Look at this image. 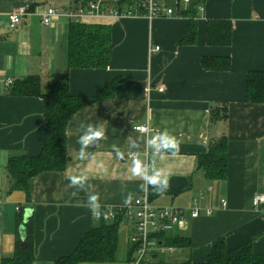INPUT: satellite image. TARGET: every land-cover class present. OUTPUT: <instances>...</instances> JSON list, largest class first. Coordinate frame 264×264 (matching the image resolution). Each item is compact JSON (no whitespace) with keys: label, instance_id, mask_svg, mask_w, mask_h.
<instances>
[{"label":"crops","instance_id":"1","mask_svg":"<svg viewBox=\"0 0 264 264\" xmlns=\"http://www.w3.org/2000/svg\"><path fill=\"white\" fill-rule=\"evenodd\" d=\"M79 1L0 0V257L13 256L23 245L27 208L33 209V264H55L100 224L85 193L73 197L74 189L67 187L68 177L78 174L91 178L106 212L124 205L123 185L135 199L148 197L159 207L185 209L184 220L159 236L162 249L151 252L143 264L201 263L220 239L228 249L250 242L256 254H264V203L253 204L254 196L264 194V103L246 99L248 73L264 71V0H170L176 7L173 16L88 18L81 23L110 27V62L72 67L73 21L65 11ZM23 4L31 5V13L10 27L8 14ZM49 6L61 11L48 26L38 13ZM157 45L161 49L150 53ZM27 77L36 78L42 91L65 79L75 96H102L71 116L66 167L33 177L29 197L21 189L10 191L8 173L12 157L38 155L46 139L44 99L23 92ZM9 78L14 81L10 88L5 84ZM219 107L227 108V118L212 120V108ZM80 121L108 123V139L88 149L83 160L76 142ZM133 125L150 130L134 131ZM165 128L179 142L175 156L164 154L156 161L170 175V187L164 193L151 187L141 191L143 181L131 174L125 139L130 134L150 137ZM223 134L228 137L227 175L211 180L198 166L199 158L208 152L210 140ZM113 143L125 150L124 158L112 151ZM141 151L142 159H151L150 150ZM195 202L202 211L192 218L188 212ZM118 233L114 261L79 264H133L138 244L134 223L124 218Z\"/></svg>","mask_w":264,"mask_h":264},{"label":"trees","instance_id":"2","mask_svg":"<svg viewBox=\"0 0 264 264\" xmlns=\"http://www.w3.org/2000/svg\"><path fill=\"white\" fill-rule=\"evenodd\" d=\"M191 10L183 11L186 15ZM219 35L218 37H223ZM190 38L189 41H192ZM111 29L100 24L73 22L70 37L69 65L74 67H106L112 52ZM223 67V66H222ZM23 92L43 97L45 103L46 139L36 156L12 157L8 164L11 179L10 191L24 190L30 195L31 179L46 171H62L67 164V125L71 116L81 108L100 99L75 96L70 93L67 80L51 83L46 91L40 89L36 78L23 80ZM246 99L264 103V71H251L247 76ZM227 108H212L211 119H226ZM206 177L222 180L228 170V137L223 134L210 140L209 150L200 156L199 165ZM118 213L113 222L100 219V224L86 232L74 251L56 260L55 264L114 261L119 248L118 225L124 219ZM35 256L33 219L26 224L23 245L11 257H0V264H33ZM183 264H264V254H256L250 242L228 249L223 239L215 242L211 254L204 262Z\"/></svg>","mask_w":264,"mask_h":264},{"label":"built area","instance_id":"3","mask_svg":"<svg viewBox=\"0 0 264 264\" xmlns=\"http://www.w3.org/2000/svg\"><path fill=\"white\" fill-rule=\"evenodd\" d=\"M190 2V0H184ZM200 11L204 6L199 7ZM61 8L49 6L41 10L38 15L44 25H52L55 18L60 14ZM31 13V5L23 4L15 8L8 14L10 27L17 26L23 17ZM65 14L76 23H81L88 18H103L107 16L120 18L124 16H145L148 18L173 16L176 15V7L171 5L170 0H80L70 5ZM161 49L159 45L150 49V53H156ZM14 81L9 78L5 81L7 87H11ZM163 91V88H160ZM143 127V132L147 134L149 126L137 125ZM147 154L149 151L147 150ZM226 204V202H223ZM264 203V194H257L253 198V204L257 208ZM20 210V207L17 208ZM201 207L197 202L189 209V215L196 218L201 215ZM212 209H207L206 213L210 215ZM108 218H114L118 213L134 223L136 230L137 257L133 264H143L147 256L157 250L162 249L159 242V236L174 229L180 224L186 215L183 208L159 207L150 201L148 197H137L134 202L126 207L119 206L114 210H108Z\"/></svg>","mask_w":264,"mask_h":264},{"label":"clouds","instance_id":"4","mask_svg":"<svg viewBox=\"0 0 264 264\" xmlns=\"http://www.w3.org/2000/svg\"><path fill=\"white\" fill-rule=\"evenodd\" d=\"M107 121L85 122L80 121L77 125L76 132L77 144H79L78 156L80 159H86L89 156L88 149L96 148L101 141L108 139ZM134 131L143 132V127L133 125ZM127 155L132 157L131 174L133 177L143 181L139 185L141 191H147L151 187L157 193H164L170 187V175L165 173L163 169L157 167V159H162L164 154L175 156L179 151V142L167 128L156 134L147 137L144 135H129L125 139ZM150 150L152 157L150 160L142 159L141 149ZM112 151L118 158L125 157L123 150L117 143L111 145ZM90 177L85 174L71 175L68 177L69 184L67 187L74 189L71 193L73 197L84 192L87 199V206L90 208L92 215L100 219L103 217L108 219V213L104 211V207L100 202V194L96 191V186L90 182ZM122 202L128 207L135 199V193L128 190L126 185L121 187Z\"/></svg>","mask_w":264,"mask_h":264},{"label":"water","instance_id":"5","mask_svg":"<svg viewBox=\"0 0 264 264\" xmlns=\"http://www.w3.org/2000/svg\"><path fill=\"white\" fill-rule=\"evenodd\" d=\"M33 214L32 208H27L24 215V223L25 225L22 226V233H23V239L25 238V231H26V224L31 220Z\"/></svg>","mask_w":264,"mask_h":264}]
</instances>
